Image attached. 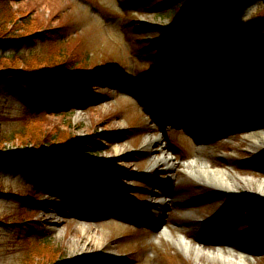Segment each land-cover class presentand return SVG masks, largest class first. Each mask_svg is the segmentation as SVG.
<instances>
[{
	"label": "rangeland",
	"instance_id": "374dc122",
	"mask_svg": "<svg viewBox=\"0 0 264 264\" xmlns=\"http://www.w3.org/2000/svg\"><path fill=\"white\" fill-rule=\"evenodd\" d=\"M166 2L0 0V23L10 8L18 12L17 24L7 20L11 36H34L21 47H0V70L26 71L36 58L54 60L60 53L78 56L81 70H98L91 91L97 98L89 96L96 101H66L58 115L48 106L38 109V102L26 106L23 92L34 90L18 74L0 86V137L8 139L0 142L3 154L41 152L37 146L49 134L56 136L55 146L48 143L43 151L52 157L73 145L74 137L98 143L71 151L81 167L74 176L82 201L66 188L35 194L36 182L26 174L0 169L5 192L39 201L36 206L25 202L24 208L20 198L0 196V264H233L215 255L219 251L264 264L263 233L245 223L254 220L247 201L264 202L258 192L264 183V144L247 142L245 134L249 126L264 125V114L254 102L232 97L264 81V26H259L264 0L235 7L222 39H213L185 76L174 70L187 48L151 54L183 29L172 24L167 15L172 5ZM200 5L214 6L212 0ZM25 15L30 18L24 20ZM55 28H65L64 40L41 39L40 33ZM248 28L255 30L234 44ZM231 45L229 56L206 73L207 58ZM240 57L251 61L240 68L239 83L216 84L221 66ZM35 64L36 71L46 73L43 61ZM201 109L212 113L202 126L196 123ZM150 140L160 143L148 147ZM163 151L172 159L157 165ZM197 158L228 171L239 185L225 194L198 181L186 172ZM30 171L42 172L32 165ZM51 185L60 181L53 178ZM180 236L189 250L178 244Z\"/></svg>",
	"mask_w": 264,
	"mask_h": 264
},
{
	"label": "trees",
	"instance_id": "16d2710c",
	"mask_svg": "<svg viewBox=\"0 0 264 264\" xmlns=\"http://www.w3.org/2000/svg\"><path fill=\"white\" fill-rule=\"evenodd\" d=\"M131 1L133 2L134 0ZM212 1L214 6L209 9H204L201 7L200 4L202 0H168V2H166V4L172 5V8L167 12V15L171 17L172 24L177 27H183V29L174 35L175 38H173L174 41L172 43L167 44L159 51H152L151 54H173L175 52L183 51L185 48H187L188 53L186 57L176 65L174 70L175 73L181 74L183 76L189 75L193 69V66L201 58L202 50L206 46L210 45L213 39H222L225 31L231 24L234 8L237 6L243 7L246 5L245 0ZM29 18L30 16L28 17L26 15L23 17L24 20ZM18 19V12H13L10 8L9 12L6 14V21L0 23V47H3L4 49H11L13 47L12 44L14 43L21 47L25 41L33 40L34 36L17 39L11 36L14 32L8 29L7 20L13 21L15 24H17L19 21ZM187 25L188 29L185 27ZM259 26H264V16ZM37 27L41 28L40 26ZM254 30L255 29L251 28L245 29L243 34L238 36V39L234 42V44L238 43L244 35L251 34ZM166 31L168 32V30ZM47 33L50 34L48 35ZM65 33V28H55L53 30L43 31L40 33V37L41 39L50 38L52 40L60 41L65 39V35H68ZM1 37H3V40H1ZM232 49V45L231 47H219L217 49L218 54L207 58L208 68H206L205 72L207 73L210 71L214 62H219L220 60L228 57ZM13 55L15 56L13 60L18 62V53H14ZM172 56L176 58L177 54ZM78 59L79 57L76 55H66L64 53H60L54 60H50V58H36L35 61L27 67L26 71L13 70L12 67L7 66L5 70H0V86L10 81V79H13V75L18 74V78L23 81L26 80L29 84H31L34 90L33 95L25 91L23 92L27 101L26 106L29 107L31 104L38 102L40 103L38 105V109L48 106L49 109L56 110L54 115L59 114L57 111L65 107L66 101L73 103L74 101H77L76 99L78 98L80 99L79 101L83 103H93V101H96V99H89V96L97 98L96 94H91V91L93 83H96L97 81L95 74H97L98 70H81L80 68L82 65L81 62L77 61ZM236 59L233 62H229L224 66H221L217 73L216 84L224 80H231L234 83H239L241 80L239 70L243 65L251 61V58L243 59L240 57L237 60ZM41 61L44 62L43 67H45L47 70L44 74L36 71L37 67H35V63ZM72 67H76L77 71L70 72V68ZM32 78H34V80ZM151 78L152 76H148V81L151 80ZM36 79L37 81H42L41 83L45 82L46 84H38L35 82ZM243 82H245V80H243ZM162 85L167 86L168 84L166 81H164L162 82ZM174 87L177 88L179 86L175 84ZM207 91H210V89L208 88L205 90V92ZM239 93V95H232V97L238 102H254L253 105H259V111L264 114V81L259 85L251 84L249 85V91L242 92L239 90ZM44 139L45 142H39L41 144L37 146L42 149L41 152L25 150L23 153L3 154L2 151H0V169L6 171L15 169L26 174L31 181L36 182V187L33 189L35 194H44L43 191L45 190H57L58 192H62V190L66 188L67 192H72V194L76 193V195L79 196L80 201H82L83 199L81 194L83 191L78 193L77 190H80V184L76 185V181H78V179L74 176L75 173H78L80 166L71 159V151H82L86 149L85 146L88 143L91 145H94L95 143H92L90 138L79 139L74 137L71 140L73 145L64 147L61 153L52 157L49 153L43 150L45 145L48 143L55 146L54 142L56 141V136L49 134L45 135ZM7 140L8 139L5 137H0V142H5ZM97 144L98 143L96 142L95 145ZM31 165L42 172L39 174H34L30 171ZM53 178H56L58 181H60V185H51V183H53ZM0 196L20 198L23 201L21 206L24 208L27 207L25 202L30 203L32 206H36L39 203V201L34 200V198L30 196L21 197L19 195L13 194L12 192H5L1 184ZM246 205L249 206V210L252 212L254 217L252 223L248 224L245 222L246 226L252 230H255L257 227H259L261 230L260 232L263 233L264 236V202L256 197H253L247 201Z\"/></svg>",
	"mask_w": 264,
	"mask_h": 264
},
{
	"label": "bare ground",
	"instance_id": "6f19581e",
	"mask_svg": "<svg viewBox=\"0 0 264 264\" xmlns=\"http://www.w3.org/2000/svg\"><path fill=\"white\" fill-rule=\"evenodd\" d=\"M191 109L187 108L186 110ZM202 113L199 117V120L196 122L198 125H204V120L211 117L212 113L209 110L201 109ZM246 132L248 138L253 142H258V144H264V132L255 130L254 127L249 126ZM159 140H154L148 143V147L153 144H159ZM170 159H172V154L169 152H162V157L156 159V164L161 165L163 163H169ZM186 172L190 174L192 177L197 179L198 181L213 185L219 188L221 191L231 194L232 191L239 185V182L226 170L221 169H214L208 161L205 159L197 158L191 162V164L187 165ZM248 182V181H246ZM258 192L264 196V183H260L258 185ZM178 244L183 246L185 249L189 250V242L185 238V236H180L177 240ZM231 252L235 251L234 249L230 250ZM215 254V253H214ZM215 255L223 256V258L228 263H240V264H247L246 256L239 254V256H235L234 254L224 255L222 251L217 252Z\"/></svg>",
	"mask_w": 264,
	"mask_h": 264
},
{
	"label": "water",
	"instance_id": "95a60500",
	"mask_svg": "<svg viewBox=\"0 0 264 264\" xmlns=\"http://www.w3.org/2000/svg\"><path fill=\"white\" fill-rule=\"evenodd\" d=\"M208 185V184H207ZM209 186H212V187H216V186H213V185H209ZM217 188V187H216ZM217 189H219V188H217ZM220 190V189H219ZM221 191V190H220ZM221 192H223V191H221ZM223 193H225V192H223ZM225 194H228V193H225Z\"/></svg>",
	"mask_w": 264,
	"mask_h": 264
}]
</instances>
